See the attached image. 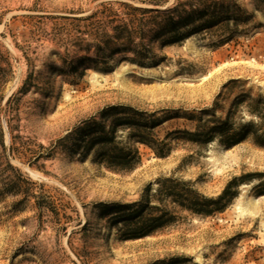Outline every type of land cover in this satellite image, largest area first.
I'll return each instance as SVG.
<instances>
[{"label":"rangeland","instance_id":"rangeland-1","mask_svg":"<svg viewBox=\"0 0 264 264\" xmlns=\"http://www.w3.org/2000/svg\"><path fill=\"white\" fill-rule=\"evenodd\" d=\"M191 1L0 0V264H264V178L247 177L264 175V147L251 134L233 145L176 135L218 122L264 133V0H201L211 25L179 44L153 41L142 65L132 53L97 55L75 21L122 4L205 10ZM115 105L159 119L152 138L167 155L119 130L140 155L120 172L59 143ZM167 177L211 199L232 182V195L211 216L166 199L159 207L174 221L135 240L100 214L101 204L139 201L148 185L158 206L156 181Z\"/></svg>","mask_w":264,"mask_h":264},{"label":"trees","instance_id":"trees-1","mask_svg":"<svg viewBox=\"0 0 264 264\" xmlns=\"http://www.w3.org/2000/svg\"><path fill=\"white\" fill-rule=\"evenodd\" d=\"M193 1L205 10L199 11L191 4L189 7L193 8L189 11L184 9L160 11L122 4L121 11L102 6L101 10L85 19H75V21H85L82 33L94 41L93 47L97 55L132 53L141 60L139 64L142 65L151 55L149 45L153 41L160 42L163 47L179 44L196 31L211 25L214 15L210 13L209 19H205L208 15L206 11L208 6L206 7L201 0ZM102 63L106 65L105 61ZM98 116L99 121L94 118L84 121L79 129L67 135L59 143L74 153L83 154L94 150L98 163L107 169L120 172L133 171L140 163V155L137 149L130 148L117 140L116 134L119 130H128V137L137 143L154 145L159 157L167 155L169 151L167 143L157 142L152 138L153 129L159 125V119L153 114L128 106L115 105L103 109ZM250 128L243 127L239 131H234L229 128L227 122H218L207 131L180 132L176 135L199 145H207L215 137H218L221 143L233 145L242 142L251 134L254 144L264 147V133L258 135L256 131L250 132ZM67 144H71V147L68 148ZM247 177L261 180L264 175ZM231 185L232 182L228 183L220 196L211 199L194 190L190 182L167 177L156 181L157 187L152 199L158 206L150 205L151 186L148 185L139 201L110 206L101 204L99 210L102 216L106 215L110 224L120 226L118 230L125 240H135L148 236L174 221L173 216L159 207L164 200L169 199L172 204L192 214L211 216L223 210L227 198L232 195ZM256 188L257 194H264V182L259 183ZM153 264H163V261Z\"/></svg>","mask_w":264,"mask_h":264}]
</instances>
